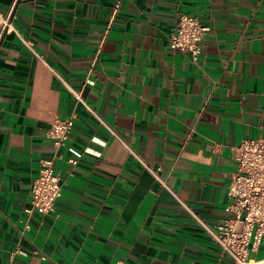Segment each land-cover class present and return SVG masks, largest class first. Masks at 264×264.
I'll return each mask as SVG.
<instances>
[{
  "label": "crops",
  "instance_id": "0c3cea01",
  "mask_svg": "<svg viewBox=\"0 0 264 264\" xmlns=\"http://www.w3.org/2000/svg\"><path fill=\"white\" fill-rule=\"evenodd\" d=\"M0 264H236L232 147L264 139V0H0ZM210 28L198 62L178 17ZM79 97L81 100H79ZM75 113L68 142L46 137ZM69 148L84 152L77 165ZM63 194L29 213L42 160ZM251 258L264 264V240Z\"/></svg>",
  "mask_w": 264,
  "mask_h": 264
},
{
  "label": "built area",
  "instance_id": "2783aa9c",
  "mask_svg": "<svg viewBox=\"0 0 264 264\" xmlns=\"http://www.w3.org/2000/svg\"><path fill=\"white\" fill-rule=\"evenodd\" d=\"M11 26V14H4L0 10L1 29ZM209 31L210 28L199 18L181 14L171 34L170 47L190 54L193 61L198 62ZM75 119V113L57 118L47 130L46 137L58 149L68 142ZM232 149L237 168L228 191L231 198L228 209L233 215L216 226H210L197 216L196 218L223 253L229 255L236 264H262L251 258L250 253L256 251L264 240V139H244ZM69 151L72 157L68 162L74 166L85 154L74 148H69ZM59 158L61 155L58 153L52 159L42 160L39 175L32 183L27 212H55L57 202L63 194L62 179L56 171V160Z\"/></svg>",
  "mask_w": 264,
  "mask_h": 264
}]
</instances>
